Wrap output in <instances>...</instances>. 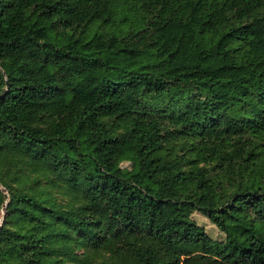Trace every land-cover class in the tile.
<instances>
[{
  "label": "trees",
  "instance_id": "trees-1",
  "mask_svg": "<svg viewBox=\"0 0 264 264\" xmlns=\"http://www.w3.org/2000/svg\"><path fill=\"white\" fill-rule=\"evenodd\" d=\"M263 115L264 0H0V264H264V185L189 168Z\"/></svg>",
  "mask_w": 264,
  "mask_h": 264
},
{
  "label": "rangeland",
  "instance_id": "rangeland-1",
  "mask_svg": "<svg viewBox=\"0 0 264 264\" xmlns=\"http://www.w3.org/2000/svg\"><path fill=\"white\" fill-rule=\"evenodd\" d=\"M179 108H183V103H180ZM169 108V113L175 112L177 106L173 102H169L168 100L164 101L163 105L160 107L158 105H153L152 110L158 112L159 110ZM248 115L252 118H255V114L252 113L251 109H244ZM264 117V115H263ZM256 120V119H254ZM245 152L241 153L237 151L238 146L232 147L231 150L235 151V163H239V167L236 166L233 172L227 171L225 168L223 170L212 169L211 165L216 163L214 158L210 159L208 157L200 158L196 163L192 166H189L190 169H194L195 167H207L210 169L209 175V183L212 185V190L217 193L223 194H231L233 193L238 186L239 181H242V185H250L255 184V186L262 187L264 185V130H250L247 131L246 137L244 141ZM176 145L177 147L173 148L171 152L164 150L163 156H168V152L171 153L170 159L175 158L176 156L185 155L186 148H188L189 143L184 144V141H179ZM182 145L184 147L182 148ZM200 151V149H198ZM251 151L253 156L247 158V153ZM199 155V152H194L193 156L196 157ZM189 156V155H188ZM129 163L122 164L123 167H129ZM42 178H40L41 181ZM47 184V182L42 181V186ZM27 189V188H26ZM0 191L8 196L6 190L0 185ZM51 196H54L58 204L67 203L70 200L69 195L63 194L64 191L61 189L48 188L47 190ZM6 204L3 205L0 210V227L3 224L6 213ZM192 218L196 221V223L202 226L205 229L206 234L212 239L222 241L224 240V235L220 233L215 226H213L209 220L199 212H195L192 215ZM74 253L77 257V261L70 262L65 261L64 264H104L107 255L103 252L100 253H86L85 248H78L74 250ZM64 259V256L62 260Z\"/></svg>",
  "mask_w": 264,
  "mask_h": 264
}]
</instances>
